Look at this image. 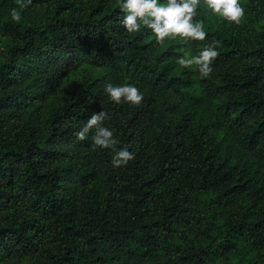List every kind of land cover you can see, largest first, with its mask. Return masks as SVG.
I'll use <instances>...</instances> for the list:
<instances>
[{
	"label": "trees",
	"instance_id": "16d2710c",
	"mask_svg": "<svg viewBox=\"0 0 264 264\" xmlns=\"http://www.w3.org/2000/svg\"><path fill=\"white\" fill-rule=\"evenodd\" d=\"M208 38L129 33L118 0H0V264H264V0ZM218 40L213 71L176 59ZM131 83L139 105L105 85ZM135 153L75 133L93 113Z\"/></svg>",
	"mask_w": 264,
	"mask_h": 264
},
{
	"label": "clouds",
	"instance_id": "9594fccd",
	"mask_svg": "<svg viewBox=\"0 0 264 264\" xmlns=\"http://www.w3.org/2000/svg\"><path fill=\"white\" fill-rule=\"evenodd\" d=\"M31 0H20L19 7L10 10V18L14 22L21 21L23 8ZM121 10L125 13L119 22L129 33H137L142 27H147L154 34L159 43L165 38L182 39L185 44L195 41H205L208 32L205 30L204 20H194L197 9L204 8L218 15L225 21L239 25L245 15V8L241 0H118ZM219 41L210 39L199 47L193 54L191 49L183 51L176 62L183 68L196 66L201 78H206L213 71L212 64L218 56ZM104 91L109 98L119 104L121 98L133 105H139L144 97L143 92L134 84L125 83L105 85ZM105 113H93L87 122L76 133L79 140L87 138L90 130L95 129L92 136L93 145L100 149L112 150L111 164L113 167L126 165L133 160L135 153L129 150L128 145L117 147L120 143L114 135V130L103 126L101 122Z\"/></svg>",
	"mask_w": 264,
	"mask_h": 264
}]
</instances>
